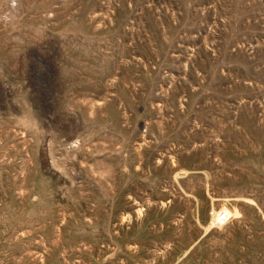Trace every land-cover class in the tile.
I'll return each mask as SVG.
<instances>
[{
  "label": "rangeland",
  "instance_id": "1",
  "mask_svg": "<svg viewBox=\"0 0 264 264\" xmlns=\"http://www.w3.org/2000/svg\"><path fill=\"white\" fill-rule=\"evenodd\" d=\"M0 264H264V0H0Z\"/></svg>",
  "mask_w": 264,
  "mask_h": 264
},
{
  "label": "built area",
  "instance_id": "2",
  "mask_svg": "<svg viewBox=\"0 0 264 264\" xmlns=\"http://www.w3.org/2000/svg\"><path fill=\"white\" fill-rule=\"evenodd\" d=\"M228 217H227V213L225 210H221L219 212L216 213L215 215V221L217 223H225L227 221Z\"/></svg>",
  "mask_w": 264,
  "mask_h": 264
}]
</instances>
